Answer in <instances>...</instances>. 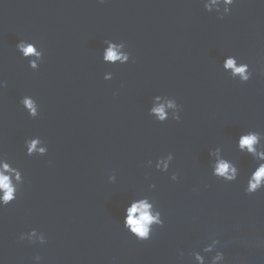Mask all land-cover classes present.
Segmentation results:
<instances>
[{"label":"water","instance_id":"95a60500","mask_svg":"<svg viewBox=\"0 0 264 264\" xmlns=\"http://www.w3.org/2000/svg\"><path fill=\"white\" fill-rule=\"evenodd\" d=\"M4 164L0 264H264V0H0Z\"/></svg>","mask_w":264,"mask_h":264},{"label":"clouds","instance_id":"9594fccd","mask_svg":"<svg viewBox=\"0 0 264 264\" xmlns=\"http://www.w3.org/2000/svg\"><path fill=\"white\" fill-rule=\"evenodd\" d=\"M21 51L24 52L25 55L33 53L34 49L32 46L23 47L22 45ZM105 60L107 61H115L119 57H117L115 51L111 47H109ZM225 67L232 69L234 73L241 74L245 72V67H234V61L232 59H228L225 63ZM246 79V77H244ZM25 104L29 109L32 108L31 101L26 100ZM171 106V105H169ZM160 119L164 118V109L163 106L154 108L152 110ZM257 142V136L250 134L248 136L242 137L239 142V146L241 149L247 148L249 153L254 152L253 145ZM35 146V142H33L32 147ZM31 151V148L29 149ZM3 168V171H8V165L4 164L0 166ZM229 169V165L221 162L217 166L216 174L223 175ZM234 172V169H233ZM227 179H232V176H228ZM264 179V164H262L252 176V180L250 181V190L256 189L261 180ZM0 190H3V196L0 197L4 203L9 202L13 198L14 189L10 185L9 177L4 175L3 172H0ZM135 217V218H134ZM156 217L150 213V205L145 201H140L138 203H133L131 207H129L126 211V219L124 221L125 227L128 228L129 232L138 238H146L149 232V225L156 221Z\"/></svg>","mask_w":264,"mask_h":264}]
</instances>
